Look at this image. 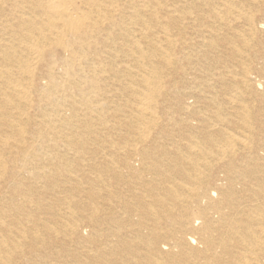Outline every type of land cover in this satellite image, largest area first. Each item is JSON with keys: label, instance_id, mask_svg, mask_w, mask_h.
Returning a JSON list of instances; mask_svg holds the SVG:
<instances>
[{"label": "bare ground", "instance_id": "bare-ground-1", "mask_svg": "<svg viewBox=\"0 0 264 264\" xmlns=\"http://www.w3.org/2000/svg\"><path fill=\"white\" fill-rule=\"evenodd\" d=\"M0 264H264V0H0Z\"/></svg>", "mask_w": 264, "mask_h": 264}]
</instances>
